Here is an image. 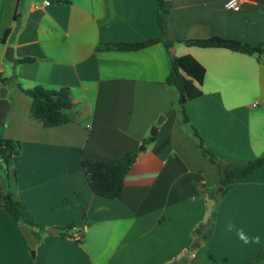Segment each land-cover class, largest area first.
<instances>
[{
  "label": "crops",
  "instance_id": "0c3cea01",
  "mask_svg": "<svg viewBox=\"0 0 264 264\" xmlns=\"http://www.w3.org/2000/svg\"><path fill=\"white\" fill-rule=\"evenodd\" d=\"M165 4L168 36L123 51L101 44L163 36L158 0H0V36L10 29L0 41V76L11 77L9 45L18 59L35 58L19 62L0 126L3 137L21 143L11 164L12 195L26 204L19 222L0 208V264H30L20 224L42 236L38 264H264V167L220 195L219 165L199 150L183 123L179 91L167 82L171 48L174 56H193L206 75L201 85L194 80L202 94L185 111L208 148L223 163L263 154L264 59L181 40L221 35L264 43V0H244L238 11L222 0ZM36 85L68 87L73 120L46 127L32 118V100L20 86ZM133 149L138 156L121 197L95 194L82 161ZM74 227L80 240L71 236ZM236 229L260 243L245 244Z\"/></svg>",
  "mask_w": 264,
  "mask_h": 264
},
{
  "label": "trees",
  "instance_id": "16d2710c",
  "mask_svg": "<svg viewBox=\"0 0 264 264\" xmlns=\"http://www.w3.org/2000/svg\"><path fill=\"white\" fill-rule=\"evenodd\" d=\"M158 16L159 25L163 30V36L161 38L137 42H107L102 43L101 48L131 51L147 47L164 39L169 34L165 0H158ZM9 33L10 29L3 36H0V40L6 42ZM181 42L190 46L203 48H227L236 52L257 55L260 60L264 59V43L253 45L221 35L187 38L182 39ZM167 44L168 46L171 45V43ZM34 61L35 58L29 56L19 59L20 63H31ZM172 61L173 67L167 82L175 86L179 91L178 106L183 116V123L188 125L194 137L197 139V146L202 154L208 157L213 163L219 165V184L224 187L220 195H225L250 174L264 167V153L247 162H221L218 156L208 148L199 131L191 124L185 111L187 102L202 94L201 88L194 80L201 85L206 75V68L191 55L174 56ZM4 80L5 78L0 76V85ZM20 88L32 100L31 117L41 120L46 127L60 126L73 120V117L68 113L74 107L71 91L68 87L48 89L43 85H36L29 89L21 86ZM155 138L156 136H151L145 139L144 143L147 144ZM20 150V141L5 138L0 134V169L2 171L0 176L4 180V184L0 183V189H6L4 200H0V208L4 207L18 222L21 220V215L26 208V204L21 200L13 198L12 191L13 186L16 185L17 177L12 173L13 171L11 172V164L13 157L19 154ZM137 156L138 150L133 149L118 158L84 159L82 161V167L87 176L90 188L97 195L110 199L120 198L123 192L125 177L136 161ZM201 191L205 193L207 189L201 188ZM211 195H216V191H211ZM68 228L71 229L72 225L65 228L64 231ZM32 233L37 243L40 242L42 238L41 234L36 231H32ZM208 237V233L203 236L204 239H208ZM30 264H38L37 259L32 258Z\"/></svg>",
  "mask_w": 264,
  "mask_h": 264
},
{
  "label": "water",
  "instance_id": "95a60500",
  "mask_svg": "<svg viewBox=\"0 0 264 264\" xmlns=\"http://www.w3.org/2000/svg\"><path fill=\"white\" fill-rule=\"evenodd\" d=\"M171 53L174 57L175 49L172 47L171 48ZM5 58L13 63V69H12V76L5 78V80L2 83V86L0 88V126L3 123V120L9 110V99L7 98V93H8V84L15 79H17V66L19 64V59L15 56V49L13 46L9 45L6 48L5 52ZM164 117L162 116L159 121H161ZM157 130V127H153V133ZM221 190L224 189V187H218ZM21 230L23 232V235L25 236L26 240L28 241L30 247H31V254L32 257H36V246H37V240L35 236L33 235L32 231L29 229V227L25 224L21 225ZM52 233H55L58 231L57 228H52L50 230Z\"/></svg>",
  "mask_w": 264,
  "mask_h": 264
},
{
  "label": "built area",
  "instance_id": "2783aa9c",
  "mask_svg": "<svg viewBox=\"0 0 264 264\" xmlns=\"http://www.w3.org/2000/svg\"><path fill=\"white\" fill-rule=\"evenodd\" d=\"M226 9L238 11L241 9L244 0H222ZM72 237L79 240L81 239V233L78 228L74 227L72 230Z\"/></svg>",
  "mask_w": 264,
  "mask_h": 264
},
{
  "label": "clouds",
  "instance_id": "9594fccd",
  "mask_svg": "<svg viewBox=\"0 0 264 264\" xmlns=\"http://www.w3.org/2000/svg\"><path fill=\"white\" fill-rule=\"evenodd\" d=\"M235 229V225L229 223L227 225V230L228 231H233ZM237 232V236L239 237V239H241L245 244H259L260 243V236H253V237H249L247 236L243 229H236Z\"/></svg>",
  "mask_w": 264,
  "mask_h": 264
},
{
  "label": "rangeland",
  "instance_id": "374dc122",
  "mask_svg": "<svg viewBox=\"0 0 264 264\" xmlns=\"http://www.w3.org/2000/svg\"><path fill=\"white\" fill-rule=\"evenodd\" d=\"M0 41H2V40H0ZM5 52H6V50H5ZM12 69H13V67H12ZM12 69H11V71L7 70V74H9V72H10V75L12 76V72H13ZM17 74H18V71H17ZM0 88H1V86H0ZM0 173H2L1 169H0ZM217 189H218V187H217ZM21 225H23V224H20V228H21Z\"/></svg>",
  "mask_w": 264,
  "mask_h": 264
}]
</instances>
